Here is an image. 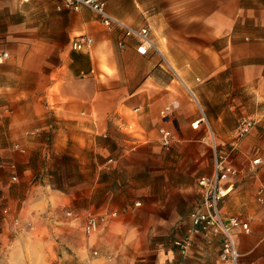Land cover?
<instances>
[{
	"label": "crops",
	"instance_id": "obj_1",
	"mask_svg": "<svg viewBox=\"0 0 264 264\" xmlns=\"http://www.w3.org/2000/svg\"><path fill=\"white\" fill-rule=\"evenodd\" d=\"M102 1L149 24L159 53H137L133 38L120 47V30L86 6L0 0V264H227L220 235L192 232L189 219L197 180L213 170L210 140L237 170L219 208L248 222L235 233L238 263L264 264V0ZM59 31L93 44L55 63ZM160 57L181 86L154 73ZM243 120L252 126L238 137ZM160 128L173 132L169 146ZM63 156L77 174L60 184ZM90 212L103 219L87 234ZM187 237L182 255L175 241Z\"/></svg>",
	"mask_w": 264,
	"mask_h": 264
},
{
	"label": "built area",
	"instance_id": "obj_2",
	"mask_svg": "<svg viewBox=\"0 0 264 264\" xmlns=\"http://www.w3.org/2000/svg\"><path fill=\"white\" fill-rule=\"evenodd\" d=\"M86 6L94 11L100 18L101 22L108 29L118 28L122 34V38L119 39L118 45L124 46L125 38H133L136 41V51L139 54L145 55L150 49L158 50L151 37V28L149 24L142 26H132L127 24L123 20L115 17L109 13L102 0H60L57 9L68 8L78 10L80 7ZM93 44L92 37L86 34H80L73 37L70 40V48L72 50H84L88 49ZM8 57V51H0V63ZM177 106L173 104L172 107ZM170 109V107H166ZM201 118L196 119L191 123L193 128L198 127ZM208 125L206 124V127ZM252 126L251 120H243L239 124L237 136L241 137L246 134ZM160 142L163 146H169L173 139V132L170 129L160 128ZM211 144L215 148L213 170L210 175H204L198 178L197 185L200 190V199L189 212V219L192 224V232H200L206 236L220 235L221 248L219 253V260L227 264H239L238 258L240 253L237 249L235 241V233L238 228L243 231H249V225L247 221L241 220L238 216H229L224 218L220 212L219 202L229 192L230 188H225L222 185V180L227 179L237 173L229 162V155L216 149L214 140H210ZM253 163H258L259 159L252 160ZM2 165V162H0ZM257 200L264 202V188H259L256 194ZM103 219V216H97L94 214H88L83 225L85 233L90 234L98 228L99 221ZM176 245L179 248V252L182 255H186L187 251L192 244L191 237H187L182 240H176ZM185 264V263H179Z\"/></svg>",
	"mask_w": 264,
	"mask_h": 264
},
{
	"label": "rangeland",
	"instance_id": "obj_3",
	"mask_svg": "<svg viewBox=\"0 0 264 264\" xmlns=\"http://www.w3.org/2000/svg\"><path fill=\"white\" fill-rule=\"evenodd\" d=\"M10 36L11 39H15L17 37V30L13 29L10 30ZM60 37H59V41L62 43H59L57 45V53H54L52 55V59L54 60V62L56 63H60L62 61V58H64V55L71 52L72 49L70 48V39L65 40L64 36H61V31H59ZM158 52V50H154V52ZM9 56V54H8ZM162 64V65H156L155 67L158 69H162L164 70V72H154L158 77L161 78L162 77H166L167 75L170 77L171 80H173V82H177L180 86H181V78L178 76V73L175 72L173 66H172V62H168L167 60H165L163 57H160V61L158 62V64ZM179 63H181V61H179ZM167 71V72H166ZM171 105V103H170ZM177 108V107H176ZM175 109L174 107H170L169 110ZM9 110L7 109H3L0 107V119L4 120L8 113ZM27 117L31 118L32 117V110H26V114ZM5 125H2L0 123V137H2L5 131ZM29 133V132H28ZM174 140V136L172 141ZM161 143V142H160ZM41 160L38 159L37 164L40 163ZM77 165L75 162H73V160L71 159V157L69 156H63L62 158H60L57 162H56V174H55V178L57 180V183H63L66 176L69 174L74 175V177L76 176L77 172H76V168ZM66 215H71L72 212H68L65 211ZM89 214H92L91 212ZM95 215V214H94ZM99 216V215H97ZM87 218V217H86ZM85 223V222H84Z\"/></svg>",
	"mask_w": 264,
	"mask_h": 264
}]
</instances>
